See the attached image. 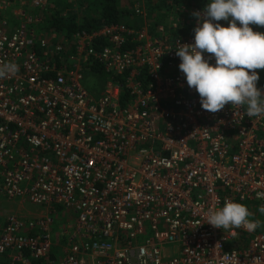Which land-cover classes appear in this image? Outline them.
I'll list each match as a JSON object with an SVG mask.
<instances>
[{
  "label": "built area",
  "instance_id": "built-area-1",
  "mask_svg": "<svg viewBox=\"0 0 264 264\" xmlns=\"http://www.w3.org/2000/svg\"><path fill=\"white\" fill-rule=\"evenodd\" d=\"M168 3L162 22L137 2L136 25L65 35L48 0H0V61L19 68L0 79V198L15 204L0 264H264L263 230L205 220L225 200L264 206V118L202 109L176 50L208 0ZM93 69L98 95L81 84Z\"/></svg>",
  "mask_w": 264,
  "mask_h": 264
},
{
  "label": "clouds",
  "instance_id": "clouds-1",
  "mask_svg": "<svg viewBox=\"0 0 264 264\" xmlns=\"http://www.w3.org/2000/svg\"><path fill=\"white\" fill-rule=\"evenodd\" d=\"M192 15L197 18L194 41L180 44L176 55L179 70L188 87L198 93L202 109L217 113L231 105L235 111L244 108L249 118H264V91L257 87V70H264V32L251 27H264V0H208L202 12ZM18 70L16 63L0 61V79ZM259 212L264 214V206ZM252 217L245 204L225 200L223 207L210 208L205 220L235 235L236 229L252 232L261 227L262 222Z\"/></svg>",
  "mask_w": 264,
  "mask_h": 264
},
{
  "label": "trees",
  "instance_id": "trees-1",
  "mask_svg": "<svg viewBox=\"0 0 264 264\" xmlns=\"http://www.w3.org/2000/svg\"><path fill=\"white\" fill-rule=\"evenodd\" d=\"M170 1L172 3H178L189 0ZM170 1L145 0L144 8L146 6L148 13L152 14L153 10L155 9L163 10V7L168 8L167 5ZM198 1L199 0H197V2ZM132 11L133 9L128 10L125 6H118V0H70L68 4L64 0V3L56 2L53 5V14L49 16L48 22L52 28L64 33L65 35H70L71 33L82 29L94 30L102 27L105 24L118 23L120 21H126L130 19L141 20L140 18L136 17L131 18L130 16L132 15ZM88 75L100 78L101 84L99 87V92H95L94 90L92 91L98 95L103 85V75L95 69L91 70Z\"/></svg>",
  "mask_w": 264,
  "mask_h": 264
},
{
  "label": "rangeland",
  "instance_id": "rangeland-1",
  "mask_svg": "<svg viewBox=\"0 0 264 264\" xmlns=\"http://www.w3.org/2000/svg\"><path fill=\"white\" fill-rule=\"evenodd\" d=\"M65 1L68 4L70 0H65ZM73 1H75V0H73ZM168 1H170V0H168ZM56 2L64 3V0H48V7L50 8ZM137 2L143 4V6L145 5V0H118V6L122 5V6H125L128 10H132L133 9L132 7ZM145 8H146V6H145ZM162 9L163 10L155 9V10H153L152 14H149L148 10H146L148 21H150L151 23H158V22L164 21L165 20L164 16L166 14L167 7H163ZM126 21L129 22V23L135 24L136 22L139 21V19H136V20L130 19V20H126ZM86 74H88V73H86ZM81 84L88 91H93L94 90L95 92H99V87H100V84H101V80H100V78H98L96 76L84 75V78L81 80ZM14 206H15V204L7 201L5 198H3V197L0 198V220L12 208L14 209ZM27 206L32 207L31 205H27ZM250 212H252L253 215H255V217L262 222L261 223V227H259V228H260V230L264 231V214L259 212V208H258L257 205L251 206Z\"/></svg>",
  "mask_w": 264,
  "mask_h": 264
}]
</instances>
